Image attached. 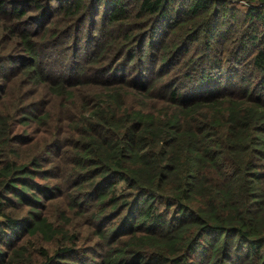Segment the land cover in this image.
Here are the masks:
<instances>
[{
	"label": "trees",
	"instance_id": "1",
	"mask_svg": "<svg viewBox=\"0 0 264 264\" xmlns=\"http://www.w3.org/2000/svg\"><path fill=\"white\" fill-rule=\"evenodd\" d=\"M0 11H33L45 30L69 25L79 45L86 34L101 44L74 64V76L105 70L84 83L72 161L47 152L122 229L101 232L105 250L82 253L79 240L38 220V160L7 161L0 242L16 259L0 264H264V0H0ZM37 84L58 97L84 92L40 74ZM32 205L29 226L15 212ZM39 233L46 243L20 249Z\"/></svg>",
	"mask_w": 264,
	"mask_h": 264
},
{
	"label": "rangeland",
	"instance_id": "2",
	"mask_svg": "<svg viewBox=\"0 0 264 264\" xmlns=\"http://www.w3.org/2000/svg\"><path fill=\"white\" fill-rule=\"evenodd\" d=\"M36 18L33 11L21 18L0 11V167L7 161L38 160L36 183L38 189L42 188L43 198L36 206L38 220H47L65 238L73 236L75 241L79 240L78 250L82 253L91 249L102 251L106 246L100 240L101 232L110 227L115 228V233L122 232L121 218H112L110 212L101 216L89 185L78 188V182L67 179L72 172L71 165L59 163L57 157L47 152L52 148L56 155H63V160L72 161L65 153L70 151L67 146L74 140L69 134L71 125L83 117L81 112L90 96L84 90V83L88 78L100 79L105 70L103 64L92 65L74 76L80 70L74 64L84 52L91 50L96 54L101 44L87 41L90 37L86 34L79 45L80 37H76L73 30L70 32L69 25L57 24L49 31L37 26ZM89 19L86 20L88 32L95 38H103L99 24L88 26ZM26 32L31 34V48L37 52L35 62L27 47ZM32 65L36 67L29 74L26 67ZM38 74L54 80L56 86L64 84L66 89L74 83H82L79 87L84 92L71 97L69 90L64 96H55L50 88L37 84ZM33 207H23L15 212L16 217L28 220L30 226ZM43 243L46 242L40 233L28 234L20 249H34ZM0 253V261L5 259L12 263V259H16L15 252L4 251L1 242Z\"/></svg>",
	"mask_w": 264,
	"mask_h": 264
}]
</instances>
